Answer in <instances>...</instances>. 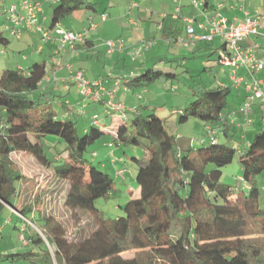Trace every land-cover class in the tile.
<instances>
[{
	"label": "trees",
	"instance_id": "obj_1",
	"mask_svg": "<svg viewBox=\"0 0 264 264\" xmlns=\"http://www.w3.org/2000/svg\"><path fill=\"white\" fill-rule=\"evenodd\" d=\"M205 1L202 10L207 11L209 2ZM3 4L4 0H0V8ZM52 5L49 29L62 25L77 11L97 9L90 0H58ZM163 18V38L178 37L179 20L172 16ZM10 42L0 31V47H7ZM202 42L211 46L213 41ZM222 42L206 54L205 69L210 67L208 61L218 65L230 54L226 41ZM215 54L217 57L213 58ZM47 72V62L42 60L27 69H6L0 75V221L6 208L10 212L17 208L16 218L36 221L48 234L47 240L37 231L22 234L25 249L0 254L2 261L264 264V244L249 235L250 221H255L264 234V128L258 129L244 148L232 144L236 130H231L227 114L231 86L204 85L187 107L175 111L180 124L190 119L202 121L206 133L195 143L184 135L170 133L168 119L147 114L141 93L132 106L118 96L120 91L142 92L158 80L176 79L178 74L173 69L145 65L141 73L128 75L124 82L127 90H120L117 95L126 109H111L105 101V114H94L84 124L54 108L51 100L58 96L50 97L43 87ZM61 103L68 108L65 101ZM106 138L122 149L124 157L128 149L144 150L143 157L132 156L138 166V186L128 190L136 191L138 197L121 206L123 215L115 218H106L96 206L100 199L119 195L115 178L101 162L95 163L87 156L89 152L95 156L96 143ZM19 152L32 155L42 166L53 170L54 183L46 195L60 199L63 208L72 212L76 224L84 219L93 222L85 239L80 238L84 226L73 238L55 213L39 210L35 218L31 204L19 206L23 176L12 164V154ZM235 160L242 166V180L238 176L237 184L231 185L222 180L223 169ZM122 161V157H117V162L112 159L114 164ZM119 170L120 174L130 173L126 168ZM36 193L43 194L41 190Z\"/></svg>",
	"mask_w": 264,
	"mask_h": 264
},
{
	"label": "rangeland",
	"instance_id": "obj_2",
	"mask_svg": "<svg viewBox=\"0 0 264 264\" xmlns=\"http://www.w3.org/2000/svg\"><path fill=\"white\" fill-rule=\"evenodd\" d=\"M18 0H5L4 4L0 8V31H3L6 36L11 40L7 47H0V75L6 69H16L21 65L22 67H28L34 61L40 60L42 54L36 53V48L41 43L38 36H29L25 33L21 39L11 37L5 31V23L7 22V16L3 14L4 6H10L13 3H19ZM43 1V0H42ZM98 9V15L106 13L108 19L101 23L99 28L95 31H90L88 37L92 38L102 55L85 60L84 67L88 69L91 77H102L104 80L109 78V71L116 75L126 73L130 75L135 71L141 73L145 66H142V58L149 60V65H156L157 67L167 70L173 69L178 75L176 79L171 80H158L149 85L144 91L142 102L147 107L145 112L155 113L162 118L168 119L167 127L170 133L174 135H184L188 139L195 140L203 136L206 133V129L202 121L198 119H190L185 124L178 123V114L175 112L179 109L187 107L193 97L194 93L202 86L208 85L212 88H218L220 86H233L231 80V68L225 67L224 69L219 67L213 60L208 61V69H205L203 61H207L208 56L206 54L193 51V45H185L182 40L187 39V23L183 21V13L178 9H183L184 13L188 16H196L198 20H203L201 11L193 4L198 2L204 4L205 0H189L188 6H182L183 0H90ZM244 0L241 5L244 6ZM212 10L211 14L214 15L217 11H221L226 14L225 10L218 8L219 0H209ZM250 4L253 8L260 9L264 12V0H250ZM135 5V6H134ZM241 6L240 3L237 4ZM53 5L46 4L45 9L47 15L51 19ZM89 11L80 10L68 18H66L62 25L69 29L75 30L82 24L84 15ZM181 14V16H180ZM140 15V16H139ZM179 15V35L177 40L164 39L162 32V22L164 16ZM96 16V15H95ZM96 16V17H97ZM243 15L240 14V19H243ZM49 19V20H50ZM135 20V24L126 25L125 22ZM86 25H88V21ZM128 24V23H127ZM85 25V26H86ZM28 39H31L32 43L29 44ZM122 39L125 42L127 48L139 47L144 42L152 41L153 46L145 52V54L137 59H133L128 51H122L124 55H121L122 61L125 64L124 70H114V60L117 59L103 55L105 53L104 43L109 40ZM30 41V40H29ZM246 46V45H244ZM119 52V51H118ZM217 54L213 56L216 58ZM166 59V60H165ZM169 59V60H168ZM135 68V69H134ZM125 71V72H123ZM242 91V90H240ZM50 97H53L52 93L47 92ZM240 92L236 88L232 87V91L228 97V108L240 109L248 101L241 100L239 97ZM63 96V94L61 95ZM68 97H56L52 99L54 108L59 112H65L66 108L61 101ZM71 108L76 110L79 116L75 115V119L79 124H84L89 121L91 116L100 113L105 114L106 104H99L98 106H92L91 102L81 92L77 96H72ZM99 102H103L101 99ZM91 105V106H90ZM80 111V112H79ZM83 111V112H81ZM244 117L243 123H247V117L241 113ZM233 116V114H232ZM230 115V117H232ZM236 117V115H234ZM257 126L251 129V132L263 127L264 123L261 118L255 119ZM52 139V138H49ZM46 140V143L49 141ZM109 139L97 142V154L94 156L92 153H88V159H92L95 163H102L104 170L110 173L115 178L116 188L120 190L119 195L108 199H100L97 201L96 206L103 211L106 218H115L123 215L121 206L125 205L131 198L138 197V193L130 192L128 190L130 186L137 188L135 174L137 172V164L133 161L132 156L137 155L143 157L144 150L142 147L135 148L134 150H127V157L122 156V149L109 143ZM233 145H237L236 142H232ZM107 147H105V146ZM122 157L123 161L116 164L112 163V159ZM13 166L21 172L23 176L22 190L23 195L20 200L19 206H26L31 204L35 210V218L37 212L42 210L43 212H49V214L55 213L59 220H61L67 227L70 235L75 238L79 234L78 228H82L80 232V238L85 239L92 229L93 222L84 219L80 225L75 223L72 217V212L63 208V205L55 196H47L49 189L54 183V172L51 168L42 166L32 155L19 152L12 154ZM242 166L235 160L232 164L226 166L223 171L222 180L228 184H237L236 178L242 174ZM119 168L129 169L130 173L120 174ZM37 190L43 192L36 193ZM261 206L264 207V191L261 197ZM14 210V211H12ZM15 213H19L16 209L8 208L3 213L0 221V254L10 251H23L25 249L22 243V234H31V232L37 231L45 240L48 238L47 232L42 230L37 223L30 221L27 218H16ZM22 217V216H21ZM41 226V225H40ZM249 235L251 238L256 239L259 243L264 244V234L261 231L260 226L255 221H250ZM48 247L51 252H54V247L48 242ZM0 255V264H10L9 262L2 261ZM261 258H264V245L261 254ZM30 260H19L15 264H30Z\"/></svg>",
	"mask_w": 264,
	"mask_h": 264
},
{
	"label": "built area",
	"instance_id": "obj_3",
	"mask_svg": "<svg viewBox=\"0 0 264 264\" xmlns=\"http://www.w3.org/2000/svg\"><path fill=\"white\" fill-rule=\"evenodd\" d=\"M52 1L56 2L58 0ZM193 2L201 11L204 19L198 20L196 16H190L185 19L188 37L182 40V42L185 45H194L197 41H208L209 43L216 38L226 41L230 54L223 58L221 64L223 67H230L232 69L231 80L234 84L231 87L243 89L245 91L248 101L239 112L245 114L247 120H250V115L253 112V104L256 101H260L264 104L263 80L258 76L259 72L264 69V62L258 54L261 48L259 42L253 41L249 46H244L243 42L253 36H261L264 38L262 16L260 14L252 16L250 12L244 10L246 14H244L243 19H231L220 11H217L214 15L207 13L202 10V4L195 1ZM42 7V0H22L10 6H4V9H2L3 14L7 16L5 31L11 37L17 39L22 38L25 32L39 34L43 41L58 39L63 48L68 43L85 46L88 42V33L97 30L101 23L109 20L108 15L103 13L97 17L91 15L88 18V25L77 31L66 28L63 25H55L54 28L49 29L39 22V14ZM242 8L244 9V7ZM179 10L180 9H178V11ZM130 23L134 25L136 22L134 19H131ZM104 45L106 47L105 52L110 57L118 51H125L126 49L133 59H137L143 56L145 52L153 46V42L150 40L144 42L139 47L127 48L122 39H117L106 41ZM48 69L49 64H47V70ZM240 69H244L246 74H239ZM129 76L126 75L125 77L115 78L113 84L108 88L103 84L100 78L99 80H89L85 76V71L83 69L77 70L72 76V79L78 86L81 94L88 98L90 102L98 103L101 99L103 100L106 98L105 103L109 108L124 110L126 109V105L124 102L117 100V95L120 90H127L124 82ZM113 162H117V158H114ZM119 172L122 173L123 170H119ZM238 178L242 180L241 176ZM24 243L26 244V242Z\"/></svg>",
	"mask_w": 264,
	"mask_h": 264
},
{
	"label": "crops",
	"instance_id": "obj_4",
	"mask_svg": "<svg viewBox=\"0 0 264 264\" xmlns=\"http://www.w3.org/2000/svg\"><path fill=\"white\" fill-rule=\"evenodd\" d=\"M20 0H18L17 2H19ZM209 2V0H207ZM244 0H219L218 3V8L220 10H225V12H227L226 16H228L229 18L233 19V18H240V14L243 15L246 14L244 12V10H246L247 12H250L252 16H257L258 14H260L262 16V22L264 25V12L260 11V9L257 8H253L250 4V0H246L244 3V6L241 5V2H243ZM5 2V0H4ZM50 4L52 5L54 2L52 0H43V7L42 10L39 14V22L42 23V25H44L46 28L49 24V21L51 20L49 18V16L47 15L46 9H45V5L46 4ZM240 3L241 6H238L237 4ZM189 5V0H183L182 1V6L186 7ZM97 8V6H95ZM244 7V9L242 8ZM212 8L209 2V6L207 8V13H211ZM181 13H183V21H185V19L187 17H190L188 15H186L184 13L183 9L179 10ZM221 12V11H220ZM222 13V12H221ZM98 14V9H96V12H88V14L84 15L85 20L88 21V18L91 15H96ZM223 14V13H222ZM140 16V15H139ZM175 17H173V19H178L180 18L179 15H174ZM193 17V16H191ZM50 19V20H49ZM83 19L82 24L80 27L76 28L75 30H80L82 29L85 25H86V21ZM201 20V19H200ZM180 22V21H179ZM126 25L130 24V21L125 22ZM128 23V24H127ZM130 26V25H129ZM65 27V26H64ZM68 28V27H66ZM264 31V29H263ZM29 38H32L33 36H38L40 38L41 43L38 45V47L36 48V53H40L42 54V58L40 60H36V61H42L45 60L47 62V64H49V69L47 72V76L43 82V87H46V90L49 91L50 93H52L53 97H65L66 95L68 97L64 98L63 101H65L68 104V108H66L65 113L68 114V116L71 117H75L79 116L80 114L76 113V110H74V108H71V99L72 96H77L79 94V89L78 86L76 85V83L73 81L72 76L76 73L77 70L83 69L85 71V76L89 79V80H102L103 84L108 88L110 87L113 82L114 79L117 77H125L127 74L126 73H122L120 76L116 75L109 71V78L107 80H104V78L99 76L97 77H91L88 69H86L84 67V63L85 60H90L93 57H96L98 55H102L101 50L98 49V47L96 46L95 41L92 38L88 37V43L87 45L83 46L81 44H71L68 43L66 44V46L63 48L60 41L58 39H54L51 41H43L41 36L39 34H35L32 32H25ZM24 33V34H25ZM179 35V34H178ZM23 36V35H22ZM188 37V35H187ZM21 39V38H20ZM30 40V41H29ZM175 40H177V37L175 38ZM253 41H257L261 44V48L259 50V57L263 60L264 62V38L261 36H253L250 39L246 40L245 42H243V45L249 46L253 43ZM29 44L32 43L31 39H28ZM211 46H206L205 42L202 41H198L193 45V51H197L198 53L201 54H207L210 53L214 50H216L222 42V40L220 38H216L213 42H211ZM122 51L117 52L116 54H114L112 57L110 58H114L116 55L117 59L114 60V64H113V69L114 70H124V66L125 64L122 61V57L119 58L121 55H124ZM106 55L107 57H109L106 52L103 54ZM35 62V61H34ZM149 60H146L145 58L141 60V64L142 66L145 65H149ZM217 63V62H216ZM33 64V63H32ZM31 64V65H32ZM204 66L207 65V63L205 61H203ZM29 65V66H31ZM28 67H22L21 65H19L18 68H23V69H27ZM219 67L221 68H225L223 67L221 64H218ZM264 68V67H263ZM135 69V68H134ZM125 72V71H123ZM134 72H138L135 71ZM239 74L241 75H245L246 71L244 69H240L239 70ZM258 76L263 80V88H264V69H262ZM236 90H238L240 92L239 97L241 100H245L246 99V94L245 91L243 89H238L236 88ZM242 90V91H240ZM140 91L134 92H128V93H124L123 91H120V94L118 95L121 99L125 100L127 102V104L129 105H135L137 104V100H136V95L140 94ZM63 94V96H61ZM56 95V96H55ZM106 98L103 99V102H91L92 106H98L100 103L104 104V102ZM54 100V99H53ZM62 102V101H61ZM90 105V106H91ZM253 112L250 115V120H247V123H243V115L239 112V110L237 109H232V108H227V114L229 116V124L231 126V130H236V134L234 135V141L236 142V147L238 149H242L245 146H247L250 141L252 140L253 136L255 135L256 131L260 128H264L260 127L258 129H256L255 133L251 132L252 128H255L257 126V123L255 121V119L257 118H261L262 122L264 123V104L260 101H256L253 104ZM233 114V116H232ZM230 115L232 117H230ZM234 115H236V117H234ZM232 131H230L229 133H233ZM105 146V145H104ZM107 147V146H105Z\"/></svg>",
	"mask_w": 264,
	"mask_h": 264
}]
</instances>
